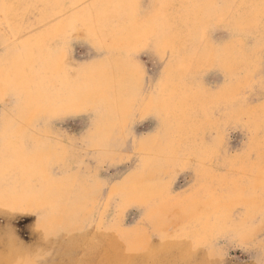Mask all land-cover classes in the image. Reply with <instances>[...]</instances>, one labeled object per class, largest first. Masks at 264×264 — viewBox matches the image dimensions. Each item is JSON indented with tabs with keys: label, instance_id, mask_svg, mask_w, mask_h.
<instances>
[{
	"label": "rangeland",
	"instance_id": "374dc122",
	"mask_svg": "<svg viewBox=\"0 0 264 264\" xmlns=\"http://www.w3.org/2000/svg\"><path fill=\"white\" fill-rule=\"evenodd\" d=\"M0 264H264V0H0Z\"/></svg>",
	"mask_w": 264,
	"mask_h": 264
},
{
	"label": "snow or ice",
	"instance_id": "6c2138e0",
	"mask_svg": "<svg viewBox=\"0 0 264 264\" xmlns=\"http://www.w3.org/2000/svg\"><path fill=\"white\" fill-rule=\"evenodd\" d=\"M30 215L32 216V219H37L39 216L42 215V212L39 209H37L35 212L31 213Z\"/></svg>",
	"mask_w": 264,
	"mask_h": 264
},
{
	"label": "bare ground",
	"instance_id": "6f19581e",
	"mask_svg": "<svg viewBox=\"0 0 264 264\" xmlns=\"http://www.w3.org/2000/svg\"><path fill=\"white\" fill-rule=\"evenodd\" d=\"M14 181V180H13ZM14 184H16V183H14ZM17 184H19V183H17ZM78 191H80V189L78 190ZM81 192H79V194H80ZM79 197H81V196H79ZM79 204H80V202H79ZM78 210V209H77ZM76 210V211H77ZM75 212V211H74ZM72 213V212H71ZM74 216V215H73ZM64 221V220H63ZM68 221H70V220H68ZM70 223V222H69ZM71 234V233H70ZM71 235H73V234H71Z\"/></svg>",
	"mask_w": 264,
	"mask_h": 264
}]
</instances>
